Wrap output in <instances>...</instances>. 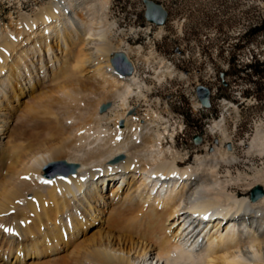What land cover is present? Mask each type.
Returning a JSON list of instances; mask_svg holds the SVG:
<instances>
[{"label":"bare ground","instance_id":"6f19581e","mask_svg":"<svg viewBox=\"0 0 264 264\" xmlns=\"http://www.w3.org/2000/svg\"><path fill=\"white\" fill-rule=\"evenodd\" d=\"M86 2L51 0L0 29V264H264V194L251 200L264 172L240 171L236 153L264 159V128L236 147L215 122L220 138L180 166L130 107L140 47L112 39L109 0ZM119 54L131 75L113 69ZM63 163L76 172L43 171ZM210 210L229 219L198 245L184 227Z\"/></svg>","mask_w":264,"mask_h":264},{"label":"rangeland","instance_id":"374dc122","mask_svg":"<svg viewBox=\"0 0 264 264\" xmlns=\"http://www.w3.org/2000/svg\"><path fill=\"white\" fill-rule=\"evenodd\" d=\"M50 1L0 0V29H15L20 15H34ZM81 1L74 0L77 4ZM98 1L85 0L86 5L96 9ZM151 1L167 11L165 25L157 27L147 22L143 0H109L103 13L116 25L113 40L141 49L137 74L145 86L130 97L134 116H139L143 124L157 126L165 137L164 148L176 153L184 166L192 164L197 152L220 138L211 133L215 122L224 120L236 147L242 140L248 144L256 127L264 128V86L257 90L255 85L264 84V79L249 76V70L238 74L235 71L264 61V0ZM255 27L262 30L252 34ZM137 58L131 55L133 62ZM223 73L224 81L220 77ZM40 77L43 79L45 74L40 73ZM199 86L210 91L208 109L199 101ZM104 105H109L105 112L111 108L106 103L99 112ZM102 126L114 129L111 122ZM195 137L200 139L199 144L194 143ZM227 150L232 151V147ZM238 150L236 153L244 159L237 167L240 171L249 176L264 172V159L247 160V149ZM167 157L171 158L170 154ZM53 168L65 167L49 165L43 171L51 173ZM224 170L223 167L221 172Z\"/></svg>","mask_w":264,"mask_h":264},{"label":"water","instance_id":"95a60500","mask_svg":"<svg viewBox=\"0 0 264 264\" xmlns=\"http://www.w3.org/2000/svg\"><path fill=\"white\" fill-rule=\"evenodd\" d=\"M145 11V19L152 25L155 26H163L166 23L168 13L163 8V6L151 1V0H143ZM113 65L122 75L128 76L131 75L133 69L130 66L128 60L122 55L119 54L113 59ZM222 81H224L225 74L220 75ZM197 94L199 101L201 102L202 107L208 109L211 104L209 101L210 91L203 86H199L197 89ZM109 105H104L101 107V111H105ZM194 143L199 144L200 139L198 137L194 138ZM65 168H53L54 171H51V177L55 176H69L76 172L77 166L72 164L63 163ZM263 190L260 187L255 188L251 192V200L255 201L263 196Z\"/></svg>","mask_w":264,"mask_h":264},{"label":"trees","instance_id":"16d2710c","mask_svg":"<svg viewBox=\"0 0 264 264\" xmlns=\"http://www.w3.org/2000/svg\"><path fill=\"white\" fill-rule=\"evenodd\" d=\"M261 30H262L261 27H259V28L255 27L254 29H252L251 33L256 34V33L260 32ZM247 70L250 71L249 76H256L259 79H264V61L261 63L259 61H255L254 63L247 65L244 69L240 68V69L236 70L235 74L242 73V72L247 71ZM255 85H256L257 90L264 86V84H258V83H255Z\"/></svg>","mask_w":264,"mask_h":264},{"label":"snow or ice","instance_id":"6c2138e0","mask_svg":"<svg viewBox=\"0 0 264 264\" xmlns=\"http://www.w3.org/2000/svg\"><path fill=\"white\" fill-rule=\"evenodd\" d=\"M5 231H12V229H5Z\"/></svg>","mask_w":264,"mask_h":264}]
</instances>
